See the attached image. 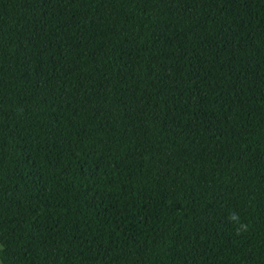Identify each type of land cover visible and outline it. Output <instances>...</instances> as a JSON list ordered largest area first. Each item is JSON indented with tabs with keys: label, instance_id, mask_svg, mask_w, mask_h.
<instances>
[{
	"label": "trees",
	"instance_id": "1",
	"mask_svg": "<svg viewBox=\"0 0 264 264\" xmlns=\"http://www.w3.org/2000/svg\"><path fill=\"white\" fill-rule=\"evenodd\" d=\"M0 264H264V0H0Z\"/></svg>",
	"mask_w": 264,
	"mask_h": 264
},
{
	"label": "clouds",
	"instance_id": "2",
	"mask_svg": "<svg viewBox=\"0 0 264 264\" xmlns=\"http://www.w3.org/2000/svg\"><path fill=\"white\" fill-rule=\"evenodd\" d=\"M228 219L230 222H232L236 226L237 235L248 231L249 225L246 222L241 220L239 213L237 212L230 213Z\"/></svg>",
	"mask_w": 264,
	"mask_h": 264
}]
</instances>
